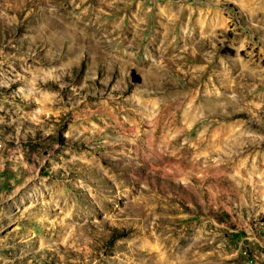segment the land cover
Returning a JSON list of instances; mask_svg holds the SVG:
<instances>
[{"label":"rangeland","instance_id":"1","mask_svg":"<svg viewBox=\"0 0 264 264\" xmlns=\"http://www.w3.org/2000/svg\"><path fill=\"white\" fill-rule=\"evenodd\" d=\"M0 264H264V0H0Z\"/></svg>","mask_w":264,"mask_h":264}]
</instances>
